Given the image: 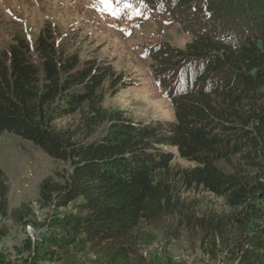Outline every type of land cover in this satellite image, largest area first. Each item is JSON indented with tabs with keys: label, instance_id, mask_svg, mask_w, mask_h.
Masks as SVG:
<instances>
[{
	"label": "trees",
	"instance_id": "obj_1",
	"mask_svg": "<svg viewBox=\"0 0 264 264\" xmlns=\"http://www.w3.org/2000/svg\"><path fill=\"white\" fill-rule=\"evenodd\" d=\"M207 3L219 18L230 15L225 27L200 18ZM129 5L147 6L191 28L184 50L161 44L144 52L172 103L174 122L143 124L124 112L97 111V123L108 122L103 135L88 144L74 142L51 124L92 103L107 80L115 90L119 82L111 65L81 63L47 35L32 46L17 40L0 55V134L73 165L69 185L53 191H59L57 203L74 204L77 215L56 224L63 239H48L43 247L88 246L116 264H135L140 225L176 210L166 181L174 156L162 150L167 148L196 164L182 174L189 186L224 198L238 211L237 264H264V0H123L117 9ZM232 157L256 175L218 168ZM8 196L0 169V217L8 213ZM188 220L205 239L222 235L223 221Z\"/></svg>",
	"mask_w": 264,
	"mask_h": 264
},
{
	"label": "rangeland",
	"instance_id": "obj_2",
	"mask_svg": "<svg viewBox=\"0 0 264 264\" xmlns=\"http://www.w3.org/2000/svg\"><path fill=\"white\" fill-rule=\"evenodd\" d=\"M122 1L0 0V55L8 53L17 40L32 46L39 36L47 35L58 50L77 55L81 63L111 65L119 82L115 90L107 80L92 103L51 124L80 144L103 135L108 122L97 123V111L102 115L124 112L143 124L171 123L175 119L172 103L154 79V63L144 52L161 44L184 50L193 38L191 28L147 6L118 10ZM201 15L206 23L224 27V20L230 16L219 18L211 3ZM162 150L174 156L166 181L177 202L176 210L155 224L140 225L135 264H237L236 244L242 232L233 216L238 211L230 209L224 198L189 186L182 174L196 164L180 158L175 149ZM217 166L225 173H243L246 177L257 173L241 165L236 157ZM0 169L9 185L8 213L0 217V264H116L88 246L63 251L43 247L48 239H63L56 224L77 215L74 204L62 207L57 203L59 191H53L69 185L71 162L51 160L30 142L3 132ZM188 218L223 221L222 235L205 239Z\"/></svg>",
	"mask_w": 264,
	"mask_h": 264
},
{
	"label": "snow or ice",
	"instance_id": "obj_3",
	"mask_svg": "<svg viewBox=\"0 0 264 264\" xmlns=\"http://www.w3.org/2000/svg\"><path fill=\"white\" fill-rule=\"evenodd\" d=\"M105 2L107 3V0H105ZM130 6V5H129Z\"/></svg>",
	"mask_w": 264,
	"mask_h": 264
}]
</instances>
